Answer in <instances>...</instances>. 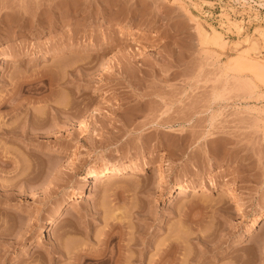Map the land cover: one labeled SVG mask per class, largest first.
<instances>
[{
  "label": "rangeland",
  "instance_id": "obj_1",
  "mask_svg": "<svg viewBox=\"0 0 264 264\" xmlns=\"http://www.w3.org/2000/svg\"><path fill=\"white\" fill-rule=\"evenodd\" d=\"M0 127V264H264V0H0Z\"/></svg>",
  "mask_w": 264,
  "mask_h": 264
},
{
  "label": "bare ground",
  "instance_id": "obj_2",
  "mask_svg": "<svg viewBox=\"0 0 264 264\" xmlns=\"http://www.w3.org/2000/svg\"><path fill=\"white\" fill-rule=\"evenodd\" d=\"M213 41L220 45V43L222 42V39L219 35L214 34ZM13 57H14L13 55H9V57L4 58L3 59V65L6 67L13 65V61H14ZM119 76H121V75H119ZM127 78H128V76H126V78H124V80L126 79V82L128 83L131 81L132 78L131 77L128 78V79H130L129 81L127 80ZM116 83H118V82L116 81ZM1 127H0V129H3ZM3 130L5 131V128ZM146 169H147V164L145 162H143L141 165L137 164V162H130V163L127 162L125 164L109 165L107 167L102 168L101 170L95 171L94 173H92L89 176H85L84 179L86 181H88L89 183H92L94 187H98L99 185H101L105 182H111L112 180H115L117 178H121L123 176H124V178H128V177L134 176L137 173L138 174L143 173V172H145ZM165 172H166V168L161 162L160 163L158 162L156 165H154L153 167L150 168V175H156V174L159 176L161 175V181L167 183V178L165 177ZM177 191H178L177 200L183 199L187 195L200 197V196H204L207 193V191H205V189L201 190V191H197V190L193 189V187L189 186L187 183H181V185L179 186ZM224 191H225V195L233 202L236 209H238L240 212L242 211L241 213H243L244 217L251 216V214L247 213L246 202L241 197L238 196L237 192L233 188L225 187ZM199 192H201V193H199ZM256 225L257 226L261 225V227L264 229V218L260 219V217L255 214L253 221H252V227L256 226ZM260 241L261 240H259L258 242H260ZM102 242H104L105 245H106V243H107V245L109 243L107 241V237ZM114 260L110 264H118L117 261L115 260V262H114ZM110 261H111V259H110ZM73 264H87V263H86V261H83V259L77 258V259H75ZM99 264H108V262L102 260V262L100 261Z\"/></svg>",
  "mask_w": 264,
  "mask_h": 264
}]
</instances>
